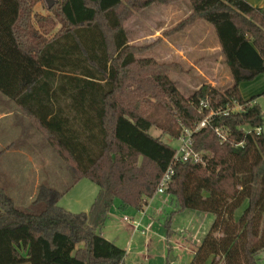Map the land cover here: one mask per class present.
<instances>
[{"label": "trees", "instance_id": "trees-1", "mask_svg": "<svg viewBox=\"0 0 264 264\" xmlns=\"http://www.w3.org/2000/svg\"><path fill=\"white\" fill-rule=\"evenodd\" d=\"M185 0H0V94L11 100L72 175L97 186L87 212L38 186L39 213L15 206L0 185V264H122L125 251L99 230L115 200L140 209L155 194L179 139L203 164L178 162L166 194L180 210L213 215L188 264H259L264 251V91L243 99L239 84L264 73V9L245 0H186L190 13L153 43L129 44L124 23L150 6ZM197 21L213 27L231 85L180 93L172 74L192 69L141 56ZM205 101V107L200 106ZM251 101H255L250 104ZM234 103L239 111L210 112ZM165 115L158 119L155 112ZM259 128L260 132L255 129ZM4 149L0 150V155ZM69 189V188H67Z\"/></svg>", "mask_w": 264, "mask_h": 264}, {"label": "crops", "instance_id": "crops-1", "mask_svg": "<svg viewBox=\"0 0 264 264\" xmlns=\"http://www.w3.org/2000/svg\"><path fill=\"white\" fill-rule=\"evenodd\" d=\"M245 1L253 7L264 9V0H245ZM53 2L54 0H43V3L35 4V6L33 7V11L39 14L45 15L46 13H48L47 8ZM180 2L181 3L176 2L168 6L159 7V8H164L165 10L163 12L161 11V12L153 13L152 15L151 13L143 15L142 12L145 11L144 9L136 13L131 19L126 21L124 23V28L128 35L129 44H132V45H143L144 44L145 45V44L153 43L156 39L161 37L163 31L171 29L180 20L185 18L190 13L189 4L188 2H186L187 4H185L184 1H180ZM138 15L140 17H138ZM211 27L205 24V22L197 21L180 33H176L171 36L161 38L162 41L160 43L164 42L165 44L166 58L168 60H171L169 62H178L182 64L185 68H191V69L193 68V71H195L199 75V79L201 81L199 86L206 83L214 87H217L219 86V84L222 83L223 80L230 81V84L228 85L230 86L232 83L230 72L226 64L224 63L223 56L220 50V45L218 43L215 33H214L215 36L213 35V32H214V30H212L213 27L212 28ZM157 44H159V41L155 45L157 46ZM195 53H202V54H205V56L200 57V58L195 57L192 61H190L187 55L190 54L193 56ZM224 66L227 68L226 70ZM263 88H264V73L258 75L252 81L243 82L239 84V91L243 99H248L253 95H258L259 93L256 94V92H260V90L264 91ZM260 98L262 99L264 103V97H258L257 102L259 105H260V102H259ZM263 112H264V109H263ZM3 119H5V121L0 126V150L4 149V151L0 155V158L3 155L7 153H11V152L21 154L24 156L23 157L24 159L26 160L28 159L31 162H34V164H36L37 162L38 164H41L43 173L44 174L50 173L51 178L49 176L47 180L52 182L55 176V173L51 174V172L53 171L52 164L53 162H55V164L57 163L53 157L56 156L64 166L65 164L55 154L53 149L49 147V145L46 143L43 137L35 130V128L30 123V121L27 119V117L17 108V106L14 103L8 102L7 100H3V102L0 104V120H3ZM11 126L14 127L13 131L10 128ZM261 130L264 133V123L262 125ZM14 132H15V135H14L15 138L13 140L10 139L9 141L8 136L13 134ZM39 137H42L46 145H48V147L51 149L52 153L54 154L49 153V152L44 153L46 151L45 150L46 146L44 142H41ZM45 155H47L48 158ZM56 165H58V163ZM1 173L2 171H0V178H2ZM17 175L18 174L16 173L14 178L19 179ZM42 178H47V177H42ZM72 178H73L72 175L70 178L67 177V179H69L67 182L68 185L65 186L63 195L66 192H68L79 181H81L82 179H85V178H82L73 184ZM1 181L4 182V180L0 179V185L5 190V187L1 183ZM36 185L37 183L34 184V188L32 190V193L30 194L32 197L36 195V192H37ZM92 185H95V184L92 183ZM49 187H52V186H49ZM52 188L56 189L55 187H52ZM91 190L93 191V196L95 197L97 193V186H96V193H94L95 191L94 188ZM6 193L11 197V195L8 192ZM154 198H155V194L151 198H149L140 209L134 208L135 212H133L131 214L132 217L129 218L132 222H128V223L123 221L124 217L122 218L121 213H120L122 212L123 209H126V208H121L119 206L118 200H115L113 202L112 207L114 206L115 203H116V206L113 209L112 207L110 208L107 214V217L105 219V222L103 226L101 227V229L99 230L100 234L107 240L111 241L116 246L122 248L124 251H125V248L130 251L132 249V248L130 249V246H132L133 243L140 244L142 242L140 241L141 236L145 237L147 231L151 230V226H153L152 225L153 222L149 220L150 219L149 214L148 216H146V212L148 211L149 213V210L153 208L154 205L161 204L162 205L161 209H164L166 207V206H163V205H166L164 204V202L168 201V203H174L173 204L174 212L183 211L179 209V207L175 203V200L170 195H169V198L158 197V199H160L159 202H156L155 204L152 205L151 203L154 200ZM161 199L163 202L161 201ZM92 201H88L87 205L85 206L89 207ZM13 202L15 204L14 199H13ZM158 205H156V207ZM39 208H41L40 210H42L43 206H40ZM144 208L146 212H143ZM88 210L89 209L87 207H83L79 211H71V212H87ZM158 213H162V210L160 211L158 209ZM192 217L194 218L197 216L192 215ZM115 220H117L121 224L119 223L117 226ZM134 222H137L140 225L137 229L134 228ZM144 228H147V231L145 234H142L140 230ZM122 229H126V232L128 233V236L130 237V242L127 239L128 241L127 244H129V247H126L125 245H123V243L120 242L121 240L120 238L122 235L121 234ZM150 235L151 234L149 233L148 240L145 241L144 243L145 246H146V243H148L149 245V242L151 241ZM193 252H194V249L190 250L191 255L193 254ZM142 255L143 257L148 256L145 253H142ZM122 264H125V263L122 262Z\"/></svg>", "mask_w": 264, "mask_h": 264}, {"label": "rangeland", "instance_id": "rangeland-1", "mask_svg": "<svg viewBox=\"0 0 264 264\" xmlns=\"http://www.w3.org/2000/svg\"><path fill=\"white\" fill-rule=\"evenodd\" d=\"M186 2L187 1H184L185 4H187ZM39 3H43V0ZM164 10V8L150 6L145 9V11H143L142 13L143 15L149 13H151L152 15L153 13L161 11L163 12ZM138 17L140 16L138 15ZM161 41L162 40H159V44H157V46H153L148 51H145L143 54H141V56L153 57L159 62L171 61L166 58L165 44L164 42L160 43ZM194 55L192 56L188 54L187 57L190 61H192L195 57L200 58L205 56V54L202 53H195ZM224 68L225 70L227 69L225 66ZM170 78L174 82H176L178 90L181 94L185 96L191 94L201 83L199 75L195 71H193V68L187 74L177 75L170 73ZM229 84L230 81L223 80L222 83L219 84V86L217 87L223 90ZM261 91L263 90H260V92H256V94H260ZM3 100H7L8 102L13 103L11 100L0 94V104L3 102ZM259 102L261 107H263V110L264 103L261 98L259 99ZM164 115L165 112L162 108H158L155 112V118L160 119ZM4 121L5 119L0 120V126ZM10 128L12 131L14 130L13 126H11ZM149 133L154 136H160V139L163 142L169 144L175 150H178L180 148L181 141L179 139L172 138L169 135L160 132L155 127H151L149 129ZM14 135L15 132L8 136L9 141L10 139L13 140L15 138ZM39 139L41 140V142H44L42 137H39ZM45 146L46 149H44L46 151L44 153H52L51 149L48 147V145H46V143ZM45 156L47 157V155ZM23 157L24 156L21 154L11 152L3 155L0 158V171H2V178L0 179L4 180V182L1 181V183L4 185L6 192H8L14 199L15 206L17 208L28 211L30 213H39L41 211V208L39 207L43 206V204L35 203L33 201L35 195L33 197L30 195L34 188V184L37 183V189L40 184H45L47 186L55 187L58 191L63 192L65 190V186L68 185L67 182L69 179H67V177L70 178L71 174L68 169L55 156L53 158L56 160L58 165H56L57 163L55 164V162H53L52 164L53 171L51 172V174L55 173V176L53 178V181L51 182L47 180L50 176V173L44 174L41 168V164H38V162L34 164V162H31L28 159L26 160ZM16 173L18 174L17 176L19 179L14 178ZM93 188L95 190L94 193H96V186L92 185L90 181L82 179L77 184H75L68 192L62 195L57 204L70 211H79L83 207H87L89 209L90 206L88 207L85 205H87L88 201H92L94 197L93 191L91 190ZM158 197L169 198V195L166 193L155 194V198L151 203L152 205L156 202H159L160 199H158ZM164 204L166 205L163 206H166L168 208L165 207L164 209H161L162 205L156 204L158 206L156 207V205H154L153 208L149 210V213L148 211L146 212L144 208L143 212H146V216H148L149 214V220L153 222V226H151L150 231H147L145 237L141 236L140 241L142 242L140 244L133 243V245L130 246V249L132 248L130 251L125 248V256L123 259V262L125 264H188V262L190 261L192 256L190 250L195 249L196 245H198L203 235L208 230V227L213 220V215L193 210H183L179 212H174V203H168L167 201L164 202ZM115 206L116 203L114 204L112 209ZM158 209L160 211L162 210V213H158ZM133 212H135L134 208L127 207L126 209H123L120 213L122 218H131V214ZM192 215H196L197 217L193 218ZM115 221L116 225L118 226L120 222H118L117 220ZM149 233L151 234V241L149 242V245L148 243H146L145 246L144 243L148 240ZM121 234L122 235L120 238V242L123 243V245H125L126 247H129V244H127V239L130 242V237L126 232V229H122ZM142 253H145L148 256L143 257ZM258 263L264 264V251L258 254ZM220 264H222V262Z\"/></svg>", "mask_w": 264, "mask_h": 264}, {"label": "built area", "instance_id": "built-area-1", "mask_svg": "<svg viewBox=\"0 0 264 264\" xmlns=\"http://www.w3.org/2000/svg\"><path fill=\"white\" fill-rule=\"evenodd\" d=\"M255 101H251L250 104H253ZM200 106L205 107L206 103L205 101H200ZM241 104L238 103H234L232 106L227 107L225 110L220 111V112H213L210 111L206 117L201 120L197 126L196 129L205 126L207 118L209 116L218 114V113H222V114H228V112L230 111H239L241 109ZM255 131L258 133L260 132L259 128H256ZM179 140L181 141V145L180 148L178 150H176L174 158L172 159L171 163L169 164V166L167 167V169L165 170V172L163 173V175L161 176L157 188L155 190V194H163L166 192V189L168 188V186L170 185L173 175H174V166L175 164H177L178 162H191L193 164H203L204 163V158L203 155L199 152H196L194 150L191 149L190 147V131L189 130H185L184 131V135H182ZM124 222H132L129 218L124 217L123 218ZM139 223L134 222V228L137 229L139 227ZM148 228V227H147ZM147 228L141 229V233L145 234L147 231Z\"/></svg>", "mask_w": 264, "mask_h": 264}]
</instances>
